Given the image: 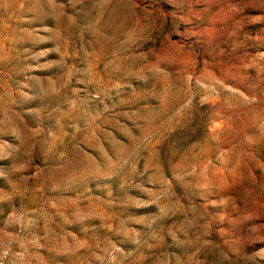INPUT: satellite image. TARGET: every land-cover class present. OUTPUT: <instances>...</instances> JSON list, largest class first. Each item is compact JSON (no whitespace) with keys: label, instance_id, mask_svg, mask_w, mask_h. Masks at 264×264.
Returning a JSON list of instances; mask_svg holds the SVG:
<instances>
[{"label":"rangeland","instance_id":"1","mask_svg":"<svg viewBox=\"0 0 264 264\" xmlns=\"http://www.w3.org/2000/svg\"><path fill=\"white\" fill-rule=\"evenodd\" d=\"M0 264H264V0H0Z\"/></svg>","mask_w":264,"mask_h":264}]
</instances>
